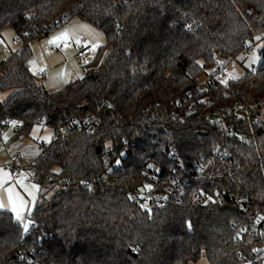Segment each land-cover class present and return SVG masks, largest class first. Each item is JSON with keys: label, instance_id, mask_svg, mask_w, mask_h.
<instances>
[{"label": "trees", "instance_id": "trees-1", "mask_svg": "<svg viewBox=\"0 0 264 264\" xmlns=\"http://www.w3.org/2000/svg\"><path fill=\"white\" fill-rule=\"evenodd\" d=\"M74 18L106 42L83 79L49 91L30 69L31 45ZM8 27L25 49L0 61V91L11 93L0 107V140L12 121L26 138L45 117L55 136L31 167L55 191L30 213L31 232L0 211V264H188L203 255L238 264L237 251L261 246L250 235L235 239L249 222L235 201L264 203V121L233 107L264 101V48L256 72L223 84L216 69L200 86L206 66L264 37V0H0V41ZM216 110L223 121L212 118ZM214 151L228 154L201 173ZM108 171L118 185L83 187ZM153 174L160 186L181 180L183 193L151 211L132 192ZM201 190L215 202L205 205Z\"/></svg>", "mask_w": 264, "mask_h": 264}, {"label": "rangeland", "instance_id": "rangeland-1", "mask_svg": "<svg viewBox=\"0 0 264 264\" xmlns=\"http://www.w3.org/2000/svg\"><path fill=\"white\" fill-rule=\"evenodd\" d=\"M65 29L72 30L70 31L69 38L66 40V42L57 41L55 43H48L54 36H57ZM94 32L101 35L97 37L93 34ZM94 42L99 43L100 47L104 45L106 42L104 33L95 28L89 22L83 21L79 18H74L68 24L54 30L49 34V36L40 40H36L32 43V55L30 58L32 63H30V69L35 74L37 72L43 71L47 75V79L39 80L40 84H42L46 89L49 91L61 90L66 87L68 83L80 79V76H85V58H88L90 62L97 55L100 48L98 47L93 53L91 51V44ZM78 45H83L84 47L88 48L90 50V54L80 57L78 53L79 48L77 49ZM258 45H264V41H255V43L250 47L251 49L249 51L239 54L236 59H233L230 62H226L222 58H218L217 64L205 67V73L202 75L201 81H205L208 77V74H210L212 71H215L219 65L223 66V70L218 73V78L228 79L229 77H232L231 79H228L229 82L230 80L237 79V77H241L246 70H250L253 65H257L260 61V51L262 48L258 47ZM18 49H20V43L15 40L13 29L11 27L6 28V30L3 32V39L0 41V61L7 58L12 51H16ZM254 54L256 56V62H253ZM241 56L244 57L243 60L239 59ZM200 61L203 62L204 66V61ZM221 61H223L224 64H221ZM10 94V92L0 91V107L5 103ZM261 111L262 115L260 116V119L264 121V107L261 109ZM4 131H6L5 135L7 136V139L13 137V129L10 126H8ZM32 143L34 144L30 145L35 151L36 142L32 140ZM56 170L58 169H54L55 173H57ZM23 174L26 175V180L32 182L33 184L39 185L38 178H36L33 171H25ZM54 191L55 190L51 185H47L46 187L40 186L39 191L37 192L39 193V197L36 194V202L41 203L44 198L49 199L52 197ZM188 264H209V261L206 256L203 255L199 261L190 262Z\"/></svg>", "mask_w": 264, "mask_h": 264}, {"label": "built area", "instance_id": "built-area-1", "mask_svg": "<svg viewBox=\"0 0 264 264\" xmlns=\"http://www.w3.org/2000/svg\"><path fill=\"white\" fill-rule=\"evenodd\" d=\"M15 40L20 43V50L25 49V45L23 43V40L15 35ZM78 53L80 57L87 56L90 54V50L84 46H80L78 49ZM258 69L257 65H253L251 67L252 72H256ZM223 69L221 66L217 67V71L221 72ZM35 77L38 80L47 79V75L43 72H37L35 74ZM203 83L200 86V89H206L208 88V83L206 81H202ZM264 107V101H261L258 106L255 107H249L247 104H243L241 102H237L235 106L233 107L234 111L241 112L242 115L249 119L251 117L257 116L260 118V116L257 115V111L261 110ZM196 108V104L191 106L188 110H193ZM232 109H229L231 111ZM211 116L215 120L223 121L225 113L222 110H216L213 113H211ZM46 118L44 117L41 119V124H44ZM230 136H235L237 141H248V139L243 138L240 135H236L233 133V131H229L228 133ZM228 153L221 152V151H214V154L211 159L208 160L207 165H199V171L201 173H204L207 171V169L212 166L213 162L215 160H224V158L227 156ZM104 161L107 160V156L104 155L103 157ZM23 155L20 153L12 154L9 158V170L11 171L13 177L19 179L21 169L23 168ZM34 164V163H33ZM32 164V165H33ZM31 165V166H32ZM109 171L101 176L100 178H96L90 181H84L82 182L83 187H91V186H115L118 185V182L113 183L112 180L108 178ZM153 182L149 185H151V189L148 188H139V190L135 189L133 190L132 194L136 197L135 200H137L140 205H145L146 208L150 209L151 211L154 210L156 207H167L172 202H175L179 199L180 194L183 193V187L181 180H172L168 183H165L164 185H159L160 181L158 180V177L156 175H152ZM143 189V190H142ZM142 190V191H141ZM166 197V199H164ZM219 198V197H218ZM203 199H205L203 197ZM240 207V209L246 214H249V222L243 225L241 228H246V232L238 231L240 235L238 236L237 233L235 234V239L237 241L242 240L244 235H250V237H257L261 240H263V243L260 247H255L253 250H251L250 253L246 254L244 251H237L236 258L238 260V264H264V221L261 220L262 217H264V203L260 204V202H253L251 200V197L247 196L243 199L235 201ZM259 203V204H258ZM261 206V207H260ZM27 222V221H26ZM33 229H35V225L33 222L30 225L29 231L31 232ZM27 232V233H28ZM261 251L263 252L262 256H260Z\"/></svg>", "mask_w": 264, "mask_h": 264}, {"label": "snow or ice", "instance_id": "snow-or-ice-1", "mask_svg": "<svg viewBox=\"0 0 264 264\" xmlns=\"http://www.w3.org/2000/svg\"><path fill=\"white\" fill-rule=\"evenodd\" d=\"M31 18V17H29ZM90 27V26H86ZM70 29H65L61 33H59L57 36H54L51 41L48 43H55L57 41L60 42H66V40L69 38ZM97 37H99L101 34L99 33H93ZM25 36L28 35V33H24ZM264 39V37L256 36L255 40L260 41ZM249 44L251 45V41H249ZM100 47L99 43H92L91 44V51L94 53L96 49ZM258 47L264 48V45H258ZM239 59L243 60L244 57H240ZM253 62H256V56L254 54L253 56ZM29 63H32L31 61ZM85 64L89 63L88 58H85L84 60ZM198 65L203 66L202 61H196ZM221 64H224L223 61H221ZM251 66V65H249ZM83 76H80V79H83ZM232 77H229L228 79H231ZM238 78V77H237ZM220 83L227 84L228 79L219 78ZM109 108L113 107L112 104L107 105ZM22 123L21 121H12V124H18ZM76 123V122H74ZM40 130V126L37 125L35 129H33V136H36L37 131ZM61 132L64 131V129H60ZM39 138V137H38ZM50 135H46L43 137L45 141H50ZM5 139H7V136L5 135ZM106 147L110 148L111 145L108 144ZM115 163L119 165L121 163L120 160H116ZM149 169L153 168L152 164L146 165ZM59 172V170H56ZM21 178L17 179L13 177L11 171H6L3 168H0V211H8L11 213L12 217L16 220V222L23 227V231L27 233L29 231L30 225L32 221L29 219L30 211L34 208L36 199H37V192L39 191V185L38 184H28L26 183V175L23 173L19 174ZM148 189H151V185L145 186ZM143 190V189H142ZM141 190V191H142ZM216 195H219L218 193ZM200 197H204V203L207 205L208 203H214L215 199L212 195H207L203 190L199 192ZM130 199L132 197H129ZM166 199V197H164ZM141 207H145V205H141ZM262 221H264V217L261 218ZM27 221V222H26ZM190 226V225H189ZM246 228H241V232H246ZM239 236L240 234L237 233ZM134 252H139V248H132L131 249Z\"/></svg>", "mask_w": 264, "mask_h": 264}, {"label": "crops", "instance_id": "crops-1", "mask_svg": "<svg viewBox=\"0 0 264 264\" xmlns=\"http://www.w3.org/2000/svg\"><path fill=\"white\" fill-rule=\"evenodd\" d=\"M14 34H15V32H14ZM79 47L80 46L78 45L77 49ZM34 72H36V71H34ZM9 126L13 129V137H11L10 139L4 140V135H5L6 131H4L2 133L3 136L0 140L1 141L0 142V168L5 169L6 171H10L9 170V158H10V156L12 154H15V153H20L21 155H23V158H24L23 168L21 169V173H23L25 171H33L34 172L31 165L34 163L35 158H37L41 154L42 144H49L52 141V139L54 138L55 132H54L53 128L50 126H47L45 124H39L40 130L37 131L36 136H33V134H32L33 130H32L30 137L21 138L17 133L16 126L14 124H11ZM35 128H36V126L34 127V129ZM46 135H50V137H51L50 141H45L43 139V137H45ZM32 140H34L36 142L35 143V145H36L35 151L31 147V145L34 144V143H32ZM34 174H35V172H34ZM35 176H36V178H38L36 174H35ZM25 182L28 184H33L32 182H30L28 180H26ZM38 194L39 193H37V195ZM38 197H39V195H38ZM37 203L38 202H36L35 206L37 205ZM33 209L30 211V213L33 211Z\"/></svg>", "mask_w": 264, "mask_h": 264}, {"label": "water", "instance_id": "water-1", "mask_svg": "<svg viewBox=\"0 0 264 264\" xmlns=\"http://www.w3.org/2000/svg\"><path fill=\"white\" fill-rule=\"evenodd\" d=\"M257 115H258V116H261V115H262V111H261V110H258V111H257ZM203 133L206 134V132H202V134H203Z\"/></svg>", "mask_w": 264, "mask_h": 264}]
</instances>
